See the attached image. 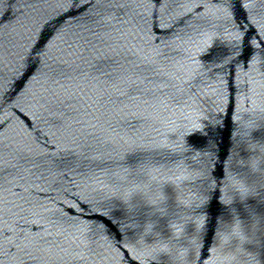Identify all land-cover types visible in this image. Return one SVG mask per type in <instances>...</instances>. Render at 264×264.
Instances as JSON below:
<instances>
[{
    "label": "water",
    "instance_id": "1",
    "mask_svg": "<svg viewBox=\"0 0 264 264\" xmlns=\"http://www.w3.org/2000/svg\"><path fill=\"white\" fill-rule=\"evenodd\" d=\"M68 2L0 0V264H264V0Z\"/></svg>",
    "mask_w": 264,
    "mask_h": 264
},
{
    "label": "snow or ice",
    "instance_id": "2",
    "mask_svg": "<svg viewBox=\"0 0 264 264\" xmlns=\"http://www.w3.org/2000/svg\"><path fill=\"white\" fill-rule=\"evenodd\" d=\"M88 0H81L80 7H83ZM154 3H160V0H153ZM165 4H161V7H165ZM251 6V5H249ZM77 7V4L74 2V0H69L68 2V9L71 10L72 8ZM2 14V13H0ZM32 54L35 56V60L37 63L41 62L47 55V52L45 49H43L37 41L34 46L32 47Z\"/></svg>",
    "mask_w": 264,
    "mask_h": 264
},
{
    "label": "clouds",
    "instance_id": "3",
    "mask_svg": "<svg viewBox=\"0 0 264 264\" xmlns=\"http://www.w3.org/2000/svg\"><path fill=\"white\" fill-rule=\"evenodd\" d=\"M237 234H238V232H237ZM229 239V237H225V241H227ZM244 238L243 237H241V240H243ZM223 260H224V262H225V264H231V262L233 261V260H235L236 259V257L235 256H228V257H223L222 258ZM251 261H252V258L249 256V262H250V264H251ZM237 264H242V262H237Z\"/></svg>",
    "mask_w": 264,
    "mask_h": 264
}]
</instances>
